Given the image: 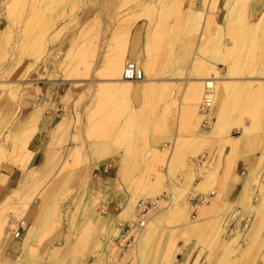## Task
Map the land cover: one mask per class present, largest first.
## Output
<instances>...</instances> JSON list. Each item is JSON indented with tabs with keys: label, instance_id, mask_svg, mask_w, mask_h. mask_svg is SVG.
<instances>
[{
	"label": "rangeland",
	"instance_id": "1",
	"mask_svg": "<svg viewBox=\"0 0 264 264\" xmlns=\"http://www.w3.org/2000/svg\"><path fill=\"white\" fill-rule=\"evenodd\" d=\"M0 2L6 22L0 35V96L16 103L25 83L49 74L69 80L66 69L80 73L69 81L81 91L72 107L61 111V150L42 174L41 156L31 164L28 143L23 150L24 135L17 140L9 131L0 137V164L24 173L18 189L0 202V264H173L168 251L161 259L157 255L164 240L199 243L194 264H264V248L252 238L260 193L258 201L249 195V201L243 199L253 171L237 177L238 202L227 203L225 191L240 156L231 150L232 139L239 138L247 150L242 155L254 154L257 161L264 155V93L255 94L261 82H251L264 73V12L250 9L249 17L247 0ZM241 15L245 33L238 24ZM136 23L149 38L147 66L135 62L148 83H132L138 93L124 97L112 92L120 85L113 83L109 61L114 48L125 44L126 52ZM71 32L76 33L73 46L56 51ZM223 46L234 47L231 56H224ZM229 58L241 70L235 74L239 83L247 87L236 97L231 93L219 99L222 89L214 72L224 76L220 60ZM126 62L124 57L123 67ZM204 77H215L216 84L217 99L208 107L200 95L190 94L196 85L204 88L194 83ZM66 140L71 145L63 147ZM227 148L223 162V154L218 163L211 162L213 152ZM118 151L134 190L117 216H105L102 196L90 186V167ZM199 156L205 161L200 163ZM199 194L203 201L192 207L190 201ZM141 201H157V206L148 211L139 232L121 239L138 220ZM128 203L129 212L124 209ZM29 208L36 215L33 222L25 217ZM233 208H239L240 217L230 227L224 219Z\"/></svg>",
	"mask_w": 264,
	"mask_h": 264
},
{
	"label": "crops",
	"instance_id": "2",
	"mask_svg": "<svg viewBox=\"0 0 264 264\" xmlns=\"http://www.w3.org/2000/svg\"><path fill=\"white\" fill-rule=\"evenodd\" d=\"M1 8L2 7L0 6V35L2 36V33L5 30L6 22L3 13H1ZM247 9L249 17L252 18L253 13L250 10V0H247ZM243 17L244 15L239 17L238 24L242 26L241 32L245 33L247 27L244 25L245 22L243 21ZM229 25L231 24H227L226 31L228 32L227 34L232 35L233 33L228 31ZM220 33L221 31H219V34ZM75 40L76 33L71 32L65 35L56 45V51L67 52L73 46ZM107 41H109V39ZM149 46V38L146 34L145 27H142L139 23L134 24L129 33L124 56L125 60L137 62L142 68L146 67L149 60ZM233 48L223 46L225 53L224 56H231ZM220 62L222 63L226 74L222 76L218 71L214 72V75L215 73H218L219 79H224L222 83L220 82L222 93L219 99H224L225 96L231 93H233L236 97L243 87H247L239 83L240 79L237 75H235L241 70L230 58L228 60L222 59ZM259 74H261L259 78L251 79L252 81L261 82V85L257 88L255 94L264 93V73ZM208 79L214 78L204 77L196 80L194 83L201 84L202 81L204 82ZM32 82L33 83L24 84L25 87L22 95L16 103L7 100V97L0 96V137L7 136L9 131L11 137H16L17 140H19L22 135H24L25 138L30 136L31 138L27 142V148L34 154L31 164L37 163L41 156L42 174L46 168L51 167L48 163L53 155L61 150L60 146L62 143L59 142L58 144V140L63 135V129H60L59 125L62 120H65V118L62 117L63 114L61 111L65 108H71L81 91L75 87L72 81H67L61 78L58 79L52 74L45 75L41 80H34ZM142 82L143 84L148 83V80L144 79ZM146 89L149 90L150 87L146 86L145 90ZM194 89L191 90V94L198 97L200 95V88H197L196 85ZM138 91V89H135L130 95H136ZM252 93L254 94V91L250 89V94ZM64 127H66V123ZM65 136H69V134H66ZM238 142L239 138L232 139L231 141V150L235 153V155L238 154L240 156L236 159L235 166L233 168V176L225 189L227 194V203H235L239 200L240 189L239 180L237 178L238 175L244 174L246 170L254 171L256 169L255 167H257L260 163L261 158L264 157V155H262L257 161V156L254 154L242 155V150L246 149L241 147ZM69 144L71 145V142L66 140L63 147L69 146ZM228 152L229 148L225 151L217 150L213 152L214 155L211 158V162L218 163L222 158V154L223 162L225 160V155ZM107 159H109L107 162H96L95 165L90 167L92 169L90 186L94 194L99 193L102 196L100 209L102 210L103 215L115 217L120 212L121 207L128 202L134 189L129 184V177L131 174L126 167V163L121 155V152L118 151V154L111 155ZM204 161L205 158L199 156V162L202 163ZM261 163L262 168H264V162ZM31 166L32 165H28L29 170V167ZM23 174L24 173L21 168L10 163L4 162L0 164V202L18 189L21 184ZM133 174L134 176H137L138 171ZM251 196L257 197V193H252ZM203 198L204 197L200 194L197 195L195 199L190 201L192 207L198 206L203 201ZM243 199L248 200V193H244ZM253 208L254 207L251 206L249 210L251 212H255ZM124 209L127 210V212L131 211V204L128 203L125 205ZM35 216V212H31L30 208L27 210L25 215L27 222L28 220L33 222L35 220ZM255 220L256 215L254 216V221ZM169 245L170 244L167 240L162 241L157 247V255H159V259H161L168 251L172 260L178 264H194V262L199 258L202 248L199 243L193 240L187 242L178 240L174 243V245Z\"/></svg>",
	"mask_w": 264,
	"mask_h": 264
},
{
	"label": "bare ground",
	"instance_id": "3",
	"mask_svg": "<svg viewBox=\"0 0 264 264\" xmlns=\"http://www.w3.org/2000/svg\"><path fill=\"white\" fill-rule=\"evenodd\" d=\"M250 4H251L250 5L251 6L250 9L253 12H255V13L264 12V0H250ZM84 35H85V31H84V28H83L82 31H80L79 38L80 39L84 38ZM69 56H72V52H70ZM124 56H125V44L122 45V46H120V47L114 48L112 57L110 58V61H109V63H110V71H111V76L115 78V80H114L113 83L119 84L120 87H112L113 88L112 89L113 90L112 92H114L116 94H121L123 96H129L133 92V89L131 88V84L132 83H138V82L124 81L122 79L121 74H122V71H123L122 67H123V63H124ZM130 62H133V61H130ZM133 63H135V62H133ZM70 64L71 63H69V65ZM68 68H69V66H68ZM66 71H69V70L66 69ZM66 71L64 72L65 73L64 74V77L66 79L71 80L70 77H75V78L80 77V75H79L80 73H77L76 70H74V71L71 70L73 72L72 74H69L71 72H69V73L67 72L66 73ZM69 80H67V81H69ZM223 81H224V79H219L218 80V82H221V83ZM251 82H252V80H251ZM201 83H202V85H200V86H202V88L204 87L202 89L204 92L202 93V90H200L201 92H200V99L199 100H200V102H202V104L205 107H208V106H210L213 103L214 99H217V97L214 98V89H215V86H216L215 80L214 79H208V80H205L204 82L202 81ZM199 88H201V87H199ZM192 95H194V94H192ZM190 97H191V99L193 101L196 98L195 96L194 97L193 96H190ZM30 138H31L30 136H27L26 137V141H25V145H24L23 150H25V147L27 145L26 143L29 141ZM261 162H264V157L261 158L260 163L257 165V167H255L256 169L253 171L252 177H251V185L249 187H247L246 193H248V195L251 198H252V196H251L252 193L253 194L254 193L256 194L257 191H259V193H260L259 196L261 198V203L258 205L259 208H258V212H257L259 218H258L257 223L252 228V231H253L252 238H253V242L255 244L258 243L260 245V248H264V228H262V225H264V224H261V222L264 221V179H262V176L261 175L264 174V173L260 172L261 167H262V163ZM254 198L258 201V198L256 196ZM248 201H249V197H248ZM237 213H239V217H240V210H239V208H233V209H231L229 211V213L227 214V216L225 217V219L228 216H230V218H234L235 215H237ZM251 213H250V215H251ZM251 216H250V219H251ZM250 219L247 222H250ZM226 222L227 223H230V220H227ZM21 224L23 225V223H21ZM3 228H4V226L1 225L0 226V236H1V234H3ZM172 263L173 264H176V262L174 260H173Z\"/></svg>",
	"mask_w": 264,
	"mask_h": 264
},
{
	"label": "built area",
	"instance_id": "4",
	"mask_svg": "<svg viewBox=\"0 0 264 264\" xmlns=\"http://www.w3.org/2000/svg\"><path fill=\"white\" fill-rule=\"evenodd\" d=\"M121 77L124 81L141 82L145 78V75L143 70L139 68L135 63L127 61L124 65ZM156 202L141 201L137 204L136 210L138 220L136 222H133L128 227V230H126L125 234L121 235V239H124L130 231L139 232L144 227V224L146 222L145 216L150 209H154L157 206ZM238 218L239 213H237L234 218H230V216H228L226 219H224V221L231 227L233 224H237ZM227 220H230V223H227ZM19 229L22 230V225H20ZM19 229L14 234L15 238H18L20 236Z\"/></svg>",
	"mask_w": 264,
	"mask_h": 264
}]
</instances>
